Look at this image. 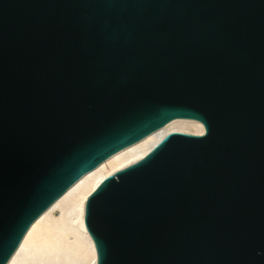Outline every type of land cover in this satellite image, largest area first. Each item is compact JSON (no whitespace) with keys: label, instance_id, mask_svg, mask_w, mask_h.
Wrapping results in <instances>:
<instances>
[{"label":"water","instance_id":"1","mask_svg":"<svg viewBox=\"0 0 264 264\" xmlns=\"http://www.w3.org/2000/svg\"><path fill=\"white\" fill-rule=\"evenodd\" d=\"M98 264H264V0H0V264L102 161Z\"/></svg>","mask_w":264,"mask_h":264},{"label":"bare ground","instance_id":"2","mask_svg":"<svg viewBox=\"0 0 264 264\" xmlns=\"http://www.w3.org/2000/svg\"><path fill=\"white\" fill-rule=\"evenodd\" d=\"M204 130L200 119L178 118L102 161L31 224L7 264H98L95 241L85 222L90 193L105 177L146 155L168 133Z\"/></svg>","mask_w":264,"mask_h":264}]
</instances>
